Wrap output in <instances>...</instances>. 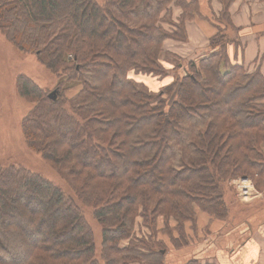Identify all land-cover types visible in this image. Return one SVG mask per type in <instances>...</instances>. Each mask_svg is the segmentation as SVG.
<instances>
[{"label": "trees", "instance_id": "obj_1", "mask_svg": "<svg viewBox=\"0 0 264 264\" xmlns=\"http://www.w3.org/2000/svg\"><path fill=\"white\" fill-rule=\"evenodd\" d=\"M11 1L15 21L30 17L54 28L41 43L53 47L47 68L59 71L62 48L74 53L66 77L81 82V89L62 100L64 88L58 85L55 100L46 95L43 106L24 117L22 133L29 148L75 179L73 192L84 206L91 205L102 226V245L98 258L91 229L62 189L39 174L0 167V264H162L150 261L165 246L153 241L160 217L171 242L185 247L186 224L196 221V208L215 218L227 216L222 181L249 173L262 181L259 71L233 66L224 72L222 55L214 54L201 68L191 64L193 72L158 93L130 79L131 73L165 75L164 42L186 38L184 23L198 15V0ZM174 7L182 9L177 22ZM19 78L21 95L36 89ZM32 202L38 211H31ZM138 217L152 232L148 240L136 238ZM49 219L54 224L47 238L35 239L33 228ZM10 252L21 261H3Z\"/></svg>", "mask_w": 264, "mask_h": 264}, {"label": "rangeland", "instance_id": "obj_2", "mask_svg": "<svg viewBox=\"0 0 264 264\" xmlns=\"http://www.w3.org/2000/svg\"><path fill=\"white\" fill-rule=\"evenodd\" d=\"M95 2L102 5L105 0H95ZM11 3H13L11 0H0V4L2 5V8H0V167L1 169H6L9 166H16L17 168H22L30 173L39 174L41 179L44 178L45 180L52 182L58 188L62 189L66 196H71L70 199H72L76 206H79L86 224L91 229L92 239L96 250L95 256L99 258L102 245V226L97 219H95L91 205L84 206L81 199L74 193L75 191L73 192V189H75V182L73 183V181H75V179L69 178L67 172L60 171L54 163L46 161L38 150L35 151L29 148L25 143L22 133V122L24 117L39 106H43L46 101V95L49 99L55 100L57 98L58 85L62 84L64 88V92L61 91L60 96V99L62 100L68 98L71 99V97L81 89V82L73 81L75 86L72 89L66 90L70 87V84L73 83L68 81L66 74H68V70L72 69L75 64V59L73 58L74 53L66 50L67 48H62L63 53L60 55L61 60L57 65L59 71H51L47 68V65L45 64V61H48L46 55L47 53L50 54V57L53 55V47L50 46L51 44L44 46L41 43L44 40L45 33L52 34L54 28L49 29V26H43L45 23L36 24L30 17H25V19L17 18V21H15L13 19V14L9 12ZM224 5L225 8L222 13L223 17H225L224 10L230 4L224 3ZM197 11L199 13L194 19H188L184 23L186 34L184 40L168 39L164 42L163 53L161 54V65L165 70V75L158 77L131 73L130 79L138 83H143L150 90L158 93L176 81L181 80L182 77L193 72L191 64H196L197 68H201V62L214 54H220L218 56L219 58H221L222 55L224 72L233 66H241L250 74L259 71L264 77L260 67L251 70L246 68L247 65L244 62L231 64L229 57L227 56V47L230 42H228L222 31L215 30V35L207 41L209 44V50L204 53H202L204 51L202 45L200 47L197 46L196 48L193 44H190L191 41L187 31V25L189 23L198 22L196 19L198 16L202 17L199 7ZM172 12L174 20L177 22L182 14V9L174 7L172 8ZM67 13H72L71 7L68 8ZM68 18L69 21L74 22V19H71L69 16ZM218 21L219 19H217L216 22ZM36 26L38 28L34 30ZM192 26H195V23ZM216 26L220 28L219 25ZM196 34L195 36L199 38L197 36L198 34ZM199 39L202 42H206L205 39ZM37 50L42 52L40 56L37 54ZM49 60L53 61V59ZM18 77L24 78L23 81H26L36 89L29 94L26 93V95H21L17 87ZM53 92H56L55 99L50 98V95ZM90 171L95 172L96 174L98 173L91 169L88 170V172ZM100 181L102 180H99V182ZM241 181H250V184L252 185L251 196L247 199L240 195L239 186L241 185ZM220 192L223 194L224 202L225 196H228V194H232L237 202L232 208V215H230V211H228L226 214L227 216L220 219L225 221V225H227L228 221L233 222V225H240L247 220L250 222L260 220L263 215V206L258 204L256 200L257 198H261L264 192V177L261 181V179L257 177H252L251 173H249L248 176H238L227 181H222L220 183ZM30 201L31 200L29 199V202ZM30 207L32 212H36L39 209V205H34V202H32ZM195 210L196 221L194 223L188 222L186 224L185 233L188 236V244L181 248H177L173 242H171V235L164 231V217L159 218L160 231L156 239L153 241L163 242L165 246H163L164 250L162 251V255L157 256V258H153L150 261L158 260L161 261L162 264H195V262L192 261H199V258L204 255L202 250L203 246L199 244V241H203L202 238L211 234L212 224L209 223L205 228H201L198 222V213L203 211L198 208ZM203 213L207 214L206 212ZM207 215L209 217H214L209 214ZM53 224V219L43 221L41 225L33 228L35 229L34 232L36 233V237L35 235H32V237L37 239V237L43 235L47 238L46 234ZM170 224L172 227L175 223L173 222ZM134 232L136 233V238L141 240H148L152 236L151 230L143 224V218L141 217L137 218ZM173 236L177 237V234L175 233ZM60 238L65 239L66 233L62 234ZM35 239L31 238L32 241H35L32 244L33 246L36 243ZM10 241H15V239L13 238ZM128 242V240L125 242L123 241L122 245L125 246ZM206 249L213 250L212 244ZM143 251L146 255L143 259L146 260L149 254L147 250ZM205 252L213 255L212 252ZM19 257L20 256H18L17 253L14 254L13 252H10L9 257H5L3 261L19 262L21 261V259L19 260ZM239 260H242V258L239 257Z\"/></svg>", "mask_w": 264, "mask_h": 264}, {"label": "crops", "instance_id": "obj_3", "mask_svg": "<svg viewBox=\"0 0 264 264\" xmlns=\"http://www.w3.org/2000/svg\"><path fill=\"white\" fill-rule=\"evenodd\" d=\"M223 5L222 0H199L202 17L196 18L198 22H194L195 26H192L194 23L187 25L190 44L196 48L202 45L204 53L209 50L207 41L215 35V30L222 31L230 42L227 56L231 64L244 62L246 68L253 70L260 67L264 74V0H233L224 10L225 17L222 16ZM256 202L263 206L260 220H247L240 225H233L231 221L225 225L224 220L198 213L201 228L212 224L211 234L199 241L204 254L199 260L205 264H264V192ZM225 203L232 215V208L237 204L235 197L226 195ZM211 244L213 250L206 249Z\"/></svg>", "mask_w": 264, "mask_h": 264}, {"label": "built area", "instance_id": "obj_4", "mask_svg": "<svg viewBox=\"0 0 264 264\" xmlns=\"http://www.w3.org/2000/svg\"><path fill=\"white\" fill-rule=\"evenodd\" d=\"M251 184L250 181H241V185L239 186L240 188V195L243 198H248L251 196Z\"/></svg>", "mask_w": 264, "mask_h": 264}, {"label": "water", "instance_id": "obj_5", "mask_svg": "<svg viewBox=\"0 0 264 264\" xmlns=\"http://www.w3.org/2000/svg\"><path fill=\"white\" fill-rule=\"evenodd\" d=\"M55 95H56V92H53V93L50 95V98L55 99Z\"/></svg>", "mask_w": 264, "mask_h": 264}]
</instances>
